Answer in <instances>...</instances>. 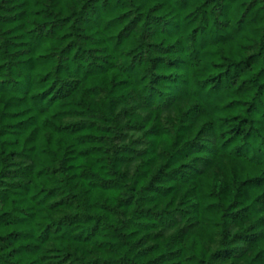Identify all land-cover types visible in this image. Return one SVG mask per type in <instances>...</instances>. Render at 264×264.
Segmentation results:
<instances>
[{"label": "trees", "instance_id": "16d2710c", "mask_svg": "<svg viewBox=\"0 0 264 264\" xmlns=\"http://www.w3.org/2000/svg\"><path fill=\"white\" fill-rule=\"evenodd\" d=\"M0 264H264V0H0Z\"/></svg>", "mask_w": 264, "mask_h": 264}]
</instances>
